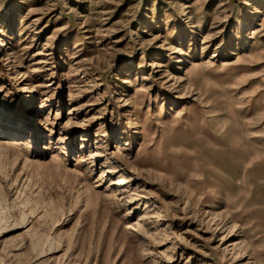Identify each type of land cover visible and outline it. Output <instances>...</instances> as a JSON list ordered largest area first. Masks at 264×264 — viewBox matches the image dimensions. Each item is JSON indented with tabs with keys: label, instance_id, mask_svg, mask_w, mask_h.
<instances>
[{
	"label": "rangeland",
	"instance_id": "374dc122",
	"mask_svg": "<svg viewBox=\"0 0 264 264\" xmlns=\"http://www.w3.org/2000/svg\"><path fill=\"white\" fill-rule=\"evenodd\" d=\"M0 264H264V0H0Z\"/></svg>",
	"mask_w": 264,
	"mask_h": 264
}]
</instances>
